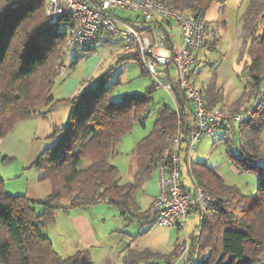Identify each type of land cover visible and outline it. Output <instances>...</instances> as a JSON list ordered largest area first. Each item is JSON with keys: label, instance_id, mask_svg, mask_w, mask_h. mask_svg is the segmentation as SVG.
Here are the masks:
<instances>
[{"label": "trees", "instance_id": "1", "mask_svg": "<svg viewBox=\"0 0 264 264\" xmlns=\"http://www.w3.org/2000/svg\"><path fill=\"white\" fill-rule=\"evenodd\" d=\"M160 1L177 10L203 16L213 3L224 4L227 0ZM34 20L37 25L28 30L29 22ZM242 28L245 44L240 57L248 53L249 60L244 62L243 70L249 79L234 105L236 112L224 111L242 113L245 117L242 116L241 121L227 118L217 129L222 125L229 132L237 128L241 138L233 143L237 142L238 152L235 153L233 147L229 149L230 160L240 170L263 173L258 178L257 192L244 194L205 162H192L191 174L211 195L212 203L205 210L193 208L199 211L201 220L198 232L190 236L187 264H261L259 255L264 250V149L259 137L264 122L258 120L264 118V0H249ZM22 34H25L23 38ZM66 39L67 29L56 28L55 24L47 22L43 0H0V140L18 121L53 110L56 101L52 79L65 57ZM91 46L84 45V48ZM11 48L15 52L14 65L6 71ZM54 53L58 58L52 62L51 54ZM130 57L148 73L137 54ZM41 69L47 73L35 90L32 78L37 77ZM106 78H99L95 85L64 99L69 105L68 120L49 135L54 142L45 147L33 162L42 169V178L50 179V194L33 199L24 193L8 191L4 181L0 180V264H96L87 249L64 256L54 248L46 230L62 209L103 202L117 207L129 221L152 218L148 214L149 208L141 210L137 193L145 178L150 177L158 165L170 162L177 137L179 154L183 148L187 151L194 128L190 120L193 116L189 108L191 103L177 89L178 110L169 105L160 109L152 130L137 145L134 178L122 182L120 169L111 158L124 135L136 123L145 124L158 88L151 77L152 83L145 91L126 92L121 99L113 100L111 88L105 86ZM211 88H207L208 94L203 90L202 93L206 107L215 108L214 103L223 93L220 89L215 100L211 98ZM252 102H255L253 111ZM183 142L185 146H182ZM0 157H3L1 153ZM83 158H88L90 163L80 167ZM176 248L167 255L150 250L129 251L125 264H158L147 261L151 255L172 264Z\"/></svg>", "mask_w": 264, "mask_h": 264}, {"label": "rangeland", "instance_id": "2", "mask_svg": "<svg viewBox=\"0 0 264 264\" xmlns=\"http://www.w3.org/2000/svg\"><path fill=\"white\" fill-rule=\"evenodd\" d=\"M224 5L215 2L203 15L207 20L205 33L210 36V38L208 37V40L213 41V39L217 38L215 41H219V44L216 46V49H210L208 46H204L199 50V59L205 60L207 58L216 64L215 67L211 68L208 66V63L207 65H202L203 63H201L199 69L203 70L201 73L203 80L210 79L212 76L216 77L219 82L218 84L225 87V91L227 95H229V101L231 99L230 95H240L245 84L248 82L249 76L243 69L245 65L244 62L249 60V56L248 53L245 52L243 56L238 59L245 44L243 41V45H241V42L237 40L239 39L240 32L243 34V28L240 27V25L242 23L241 19L243 18L242 12L246 4L243 3L242 0H227L226 5ZM117 12L132 19L140 15L141 19H143V15L139 12L122 9ZM36 25L35 20L30 21L27 29L32 30ZM55 26L62 30L67 29L63 22H58ZM24 35L25 34H22L21 37L23 38ZM121 41V38L115 34L104 33L103 37L92 44L91 48H84L83 45L70 47L67 45V41L65 42V57L63 61L58 64L56 76L52 79V82H54L52 92L56 104L52 111H49L46 114H39L41 115L40 117L42 121L40 134H42V129L45 130L46 134H51L57 127H61L67 122L69 106L64 100V97H60L63 95L61 94L62 89H59V86L69 79V83L74 80L78 84V91L76 92L78 93L88 86L95 85L99 78L107 77L104 81L105 86L111 88L110 96L113 100L121 99L126 92H143L146 90L151 82L149 76L147 74H142L141 65L137 60H122L126 51L121 47ZM240 46H242V48ZM239 47L240 49L237 57L236 51ZM129 51L135 52L134 49ZM13 57H15V52L14 49L12 50L11 48L10 57L6 64V71L11 65H14ZM55 58H58V56H56L55 53L51 54L52 62ZM61 66L67 67L65 73L60 74ZM219 70L222 74L219 76L214 74L217 72L219 73ZM38 73L37 77L32 78L33 87L34 84H36L34 87L35 90L38 89L37 83L40 82V79L47 73V71L41 69ZM243 103V105H245L244 101ZM254 103L255 102H252L253 106L251 111L254 110ZM163 104L174 105L175 103L173 97L168 91L164 88H158L154 92L152 111L150 116L146 119L145 124L136 123L133 129L128 131L124 135L122 141L118 143L117 151L112 156L111 162L119 167L122 182H127L133 179L134 174L137 171L135 163V151L137 145L139 141L147 136L152 130L157 111ZM228 106L230 108L227 107L226 111L236 112L234 110V104ZM243 117L241 119H243ZM258 121L264 122V118ZM260 136L259 142L264 149V125L261 128ZM239 138L241 137L237 128L236 130L227 133H223L222 130H216L212 135L203 136L196 143V149L191 152L189 157L186 149L183 148L180 155L182 184L189 189L194 188L189 163L191 161H202L215 169L228 184H233L239 187L242 193L255 194L258 190L259 175L263 172L255 170H240L229 158V149L233 147L234 152H238L236 149L237 142H233L238 141ZM182 146H185V142L182 143ZM89 163L90 160L88 158H83L80 167L88 166ZM10 169V164H5L0 160V180L4 181L5 188L8 191L10 183L13 186H18L20 183L17 179L12 180L15 175ZM23 185L25 186L26 182H24ZM160 186V174L159 171L155 169L150 177L145 178L141 186L142 188L139 189L137 193V199L142 211L149 208L151 198L158 193ZM65 192L67 191H64V193ZM110 207L113 209L112 212L103 206H99L97 209L102 214L104 213L108 216L107 219L109 223L112 222L125 231L127 234L126 240L130 248L138 250H145L148 248L151 249L150 251H159L164 254H170L173 248L176 247L174 244L176 242L179 243V241L183 240L186 235L189 237L198 232L201 220L199 211L197 209H192L189 211L185 220V227L180 228V231H178V226L169 227L150 221L145 222L144 220H142V223L139 221L130 225H125L119 210L114 206ZM87 209L90 214H98L95 206H90ZM187 255L188 253L186 251L181 259L177 261L174 260L172 263L186 264L188 258ZM259 259L261 264H264V250L259 255ZM162 260L163 262L165 261L164 259ZM96 264L107 263L100 260L96 261ZM110 264H125V259L123 260V258H121L119 260L117 254L114 253L113 262ZM166 264L168 263L166 262Z\"/></svg>", "mask_w": 264, "mask_h": 264}, {"label": "built area", "instance_id": "3", "mask_svg": "<svg viewBox=\"0 0 264 264\" xmlns=\"http://www.w3.org/2000/svg\"><path fill=\"white\" fill-rule=\"evenodd\" d=\"M47 22H63L67 28V45H92L104 33L119 36L124 50L134 49L153 79L154 86L164 88L176 100L177 89L191 103L194 128L189 136L188 155L205 135H212L227 118L241 119V114L208 108L202 90L191 80L195 62L194 51L204 46L206 20L204 16L177 10L160 0H43ZM139 12L144 28L137 20L119 14L118 10ZM60 74L66 70L60 67ZM179 137L170 162L161 165L160 192L153 199L148 214L155 223L169 227H185L193 208L205 210L212 197L194 180L192 190L181 184ZM190 236L179 241L174 260L188 251ZM173 264V263H172Z\"/></svg>", "mask_w": 264, "mask_h": 264}, {"label": "crops", "instance_id": "4", "mask_svg": "<svg viewBox=\"0 0 264 264\" xmlns=\"http://www.w3.org/2000/svg\"><path fill=\"white\" fill-rule=\"evenodd\" d=\"M242 2L245 3L246 5L244 6L245 8L242 12L243 18L241 19L242 23L240 27H242L244 15L246 13L249 0H242ZM226 3L227 1L224 4L226 5ZM224 4H221V5H224ZM135 19L137 20L136 24L138 25V27L144 28L145 26L144 17L143 19H141V16L139 15ZM208 37L210 38V36L206 35L205 33L204 46H208L210 49H216V46L219 44V41H215L217 38L213 39V41H210L208 40ZM237 41H240L241 45H243L244 38H243L242 32H240L239 39ZM121 47L123 48L122 41H121ZM240 47L242 48V46ZM240 47L236 51L237 57L239 54L238 52H239ZM199 50L194 51L195 62L192 68L191 80L197 87L203 90L204 94H208L206 92L208 87H213L211 88V92H212L211 98H215V100L218 99L216 98V96H217V93H219L221 89L223 95L222 97H220L219 100H217L214 103L215 106L213 107L221 108V106H223L224 108L222 109L226 110L227 107H229L228 105L230 104L235 105L236 100L241 96L243 91L238 96L230 95L231 99L228 101L229 95H227L225 91V87L218 84L219 82L217 81L215 76H212L210 79L203 80V77L201 76V73L203 70L199 69V66L201 65V63H203L202 65H205V64L207 65L208 63V66H210L211 68L215 67V64H211V61L207 58L205 60L199 59ZM124 51H126V54L123 57L128 56L124 60H127V61L135 60L131 57L129 58L130 55L134 54L133 51H127V50H124ZM239 57H240V54H239ZM141 70H142V74L148 75V73L145 72L142 67H141ZM66 71H67V67H66L65 72ZM216 74L217 76H219L222 73L219 70V73L217 72ZM148 76L151 80L150 75ZM69 80L65 81L61 86H59V89L60 88L62 89L61 94L63 95L60 97H64V99H67L73 96L78 91V84L74 80L70 81L69 83ZM151 83H152V80L150 84ZM174 103H175L174 105H169V106L178 110V103L175 99H174ZM164 105H168V104H163L161 107H159L157 114ZM189 108H191V106H189ZM68 111H69V108H68ZM40 116L41 115H33L28 119L18 121L16 125L14 126V128L5 137H3L0 140V153L3 156V157H0V160H2V162H4L5 164H10V168H11L10 170L15 175V177L12 180L17 179L18 181H20L18 185L19 187L13 186L10 183V186L8 187L9 191H11L12 193L14 192L24 193L28 197L33 198V199L44 197L52 192V183L50 179L42 178V175H43L42 169L33 165V162L40 155L43 149L51 145L54 142V138L50 137L49 136L50 134H46L44 129H42V132H41L42 134H40V128L42 125ZM190 120H191V124L193 125L194 120H193L192 115L190 116ZM238 123L239 122L237 121L236 124ZM219 130H222L223 133L229 132L228 130L224 129L223 125L217 129V131ZM135 155H136V151H135ZM198 162H202V161H198ZM135 163H136V159H135ZM161 165L162 164L158 165L157 167V170L159 171V174H160V183H161V168H160ZM191 167H192V161L189 163L190 171H191ZM192 179H193V182L194 180L197 181V179L193 175H192ZM24 182H26L25 186L23 185ZM159 192L160 190L158 191V193ZM158 193L152 196L150 204L152 203L153 199L158 195ZM90 206L96 207V211L98 213L97 215H93L89 213L87 208H89ZM99 206L108 208L111 212L113 210L110 207L113 205H109L107 203H98L95 205H84V206H79V207H73L68 210H64V209L60 210L58 212L57 219L51 225H49V227L46 230L47 234L52 240L54 248L64 256L73 254L79 249H87L89 250L95 263L96 261L101 260L107 264H110L113 262L114 253L117 254L119 260L121 258H123L124 260L127 253H129V251H138V252L144 251L140 249L138 250V249L130 248L126 240L127 234L125 233V231L122 228H119L118 226L113 224L112 222L109 223L107 219L108 216L105 215L104 213L102 214L97 209L99 208ZM120 215L123 218L125 225H130V224H133L134 222H139V221L140 223H142V220H144L145 222L146 221L153 222L152 218L150 217L146 219L136 218V219H133L132 221H129L125 215L121 214V212H120ZM178 231H180L179 228H178ZM177 244L178 243L176 242L174 245L177 246ZM145 250H151V249L146 248ZM174 250H175V247L170 252V254L173 253ZM153 252H159V251H153ZM159 253H162V252H159ZM162 254L167 255L164 253ZM146 259L147 261H153L158 264H166V260L163 262L161 257H158V256L151 255V256H148Z\"/></svg>", "mask_w": 264, "mask_h": 264}]
</instances>
